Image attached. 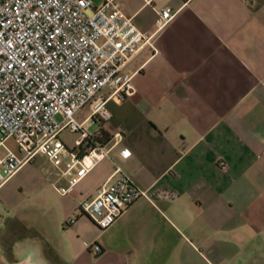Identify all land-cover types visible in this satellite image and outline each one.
<instances>
[{"label": "crops", "instance_id": "crops-1", "mask_svg": "<svg viewBox=\"0 0 264 264\" xmlns=\"http://www.w3.org/2000/svg\"><path fill=\"white\" fill-rule=\"evenodd\" d=\"M112 1L155 46L91 128L120 139L67 196L41 156L0 186V264H264V0ZM114 165L143 196L100 231L77 205Z\"/></svg>", "mask_w": 264, "mask_h": 264}, {"label": "built area", "instance_id": "built-area-1", "mask_svg": "<svg viewBox=\"0 0 264 264\" xmlns=\"http://www.w3.org/2000/svg\"><path fill=\"white\" fill-rule=\"evenodd\" d=\"M174 15L167 6L158 10L157 30ZM145 46L155 52L153 35L140 32L112 0L99 6L90 0H0V186L41 156L54 172L50 186L64 197L108 159L121 135L89 129L109 121V100L135 95L123 69ZM85 106L89 112L79 122L74 115ZM64 130L76 134L70 146L59 139ZM7 140L18 154L5 148ZM142 196L114 165L77 209L104 231ZM100 249L93 243L91 254Z\"/></svg>", "mask_w": 264, "mask_h": 264}, {"label": "rangeland", "instance_id": "rangeland-1", "mask_svg": "<svg viewBox=\"0 0 264 264\" xmlns=\"http://www.w3.org/2000/svg\"><path fill=\"white\" fill-rule=\"evenodd\" d=\"M94 4L98 3V0H92ZM88 109V106L83 107L80 111H78L74 117L76 120L81 119V116L85 114L86 110ZM80 117V118H79ZM57 120H59V117H57ZM89 131H92L91 129H89ZM76 138V134L70 133L67 130H64L60 133L59 135V139L66 144L67 146H70L72 144V141ZM5 145L9 148V149H14L16 146L14 144V142L12 140H9L5 143ZM0 155H2V152L0 150Z\"/></svg>", "mask_w": 264, "mask_h": 264}, {"label": "water", "instance_id": "water-1", "mask_svg": "<svg viewBox=\"0 0 264 264\" xmlns=\"http://www.w3.org/2000/svg\"><path fill=\"white\" fill-rule=\"evenodd\" d=\"M17 264H31V263L28 260H24V261H21V262H19Z\"/></svg>", "mask_w": 264, "mask_h": 264}]
</instances>
